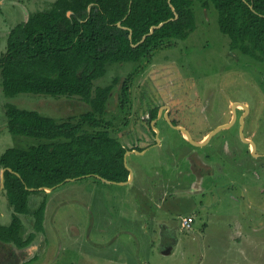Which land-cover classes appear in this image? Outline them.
Returning a JSON list of instances; mask_svg holds the SVG:
<instances>
[{
    "label": "rangeland",
    "instance_id": "rangeland-1",
    "mask_svg": "<svg viewBox=\"0 0 264 264\" xmlns=\"http://www.w3.org/2000/svg\"><path fill=\"white\" fill-rule=\"evenodd\" d=\"M54 2L0 0V56L6 53L11 30L35 12L50 11ZM193 10L196 30L187 40L160 50L135 80L130 117L113 119L123 81L136 65L111 64L106 76L95 81L94 89L119 81L104 116L113 122L109 131L114 138L132 133L137 112L148 119L153 107H162L156 125L160 143L156 134L154 146L138 151L144 154L127 157L132 181L106 184L85 177L32 194L31 222L24 221L22 238L34 232V213L45 202L44 231L27 250L0 246V264H264V67L231 49L214 7L204 9L194 1ZM234 103L250 111L245 114L237 107L234 125L203 147L189 143L164 117L169 107L170 120L201 142L234 120ZM7 104L74 123L90 110L78 98H7L0 81V158L9 149L46 142L12 135ZM241 118L246 138L256 144L255 155L240 136ZM124 140L131 143L130 136ZM2 171L0 210L8 220L12 208L1 194ZM185 218L194 220L189 230H181Z\"/></svg>",
    "mask_w": 264,
    "mask_h": 264
},
{
    "label": "trees",
    "instance_id": "trees-1",
    "mask_svg": "<svg viewBox=\"0 0 264 264\" xmlns=\"http://www.w3.org/2000/svg\"><path fill=\"white\" fill-rule=\"evenodd\" d=\"M194 1L218 12L220 30L232 50L264 67V0H56L50 11L35 12L11 30L6 53L0 56L4 95L78 98L90 110L74 123L6 105L12 135L46 142L26 150L9 149L0 158V170L7 169L4 191L13 209L10 225H0V242L25 249L43 233L45 202L34 213V232L26 239L21 236L29 197L42 188L95 176L117 184L128 181L125 154L156 144L151 123L159 109L153 107L148 119L136 113L138 123L125 134L131 143L122 134L114 138L109 131L113 122L104 116L119 81L94 89L95 81L106 76L111 64L136 65L123 81L113 119L130 117L135 80L153 65L160 50L187 40L196 30Z\"/></svg>",
    "mask_w": 264,
    "mask_h": 264
},
{
    "label": "water",
    "instance_id": "water-1",
    "mask_svg": "<svg viewBox=\"0 0 264 264\" xmlns=\"http://www.w3.org/2000/svg\"><path fill=\"white\" fill-rule=\"evenodd\" d=\"M119 26H121V25L119 24ZM160 26H162V25H160ZM160 26L152 28L150 34H152V33L154 32L155 29L160 28ZM237 107H242V108L245 110L246 113L249 112V108H248L247 106H244V105H242V104H240V103H234V104L232 105V112H233V115H234V120H233L231 123H229V124L218 126V127L215 128L213 131H211V132L206 136V138H205L203 141H201V142H197V141H195V140L192 138L190 132H189L186 128H184V127H179V126H174V125L170 122V120H169V122H170L171 126H172L174 129H176L177 131L181 132V133L184 135V137L186 138V140H187L189 143H191L192 145L197 146V147H203V146L207 145V144L211 141V139H212L213 137H215L218 133H220V132L223 131V130L230 129V128L234 125L235 120H236V109H237ZM161 111H162V110H161ZM243 118H244V117H243ZM243 118H242L241 121H240V122H241V131H240V135H241L242 140H243L245 143L249 144V145L252 147V155H255L256 144H255L253 141H251V140H249V139H247V138L245 137V134H244V119H243ZM154 125H155V122L153 123V129H154L155 133L157 134V141L160 143V140H159V137H158V135H159V130H158ZM144 153H145V152L130 151V152H127V153L125 154V166H126V168L129 170V172H130V176H129V179H128L127 182H125V183H119L120 185L128 184V183H130V182L132 181V179H133V173H132V170H131V169L128 167V165H127V157H128L129 155H132V154H137V155H139V154H144ZM6 171H7V169H4V170L2 171V181H3V183H2V188H4V173H5ZM9 171H11V170L9 169ZM95 177L98 178V179H100V180H102V181H104V182H106V183H112V182H109V181H107V180H105V179H103V178H101V177H98V176H95ZM67 181H72V180H67ZM53 189H55V188H52V189H49V188H42L41 191L44 190V191H50V192H51V191H53Z\"/></svg>",
    "mask_w": 264,
    "mask_h": 264
},
{
    "label": "flooded vegetation",
    "instance_id": "flooded-vegetation-1",
    "mask_svg": "<svg viewBox=\"0 0 264 264\" xmlns=\"http://www.w3.org/2000/svg\"><path fill=\"white\" fill-rule=\"evenodd\" d=\"M166 109V111H167V113L165 114V116L164 117H166V119L169 121L170 120V116H171V109L169 108V107H165ZM162 110V107H160L159 108V110H158V112H157V117H156V119H155V121H153L152 123H151V126H152V129H153V123L155 122V127H156V125H157V123H158V121H159V119H161V117L163 116V111H161ZM236 111H237V109H236ZM245 111V110H244ZM250 111V110H249ZM245 114H247L246 112H245ZM242 119V118H241ZM241 121V120H240ZM170 122L174 125V126H178V124L177 125H175L174 124V122H176L175 120H170ZM170 122H169V124H170ZM177 123V122H176ZM171 125V124H170ZM172 127V126H171ZM180 127V126H179ZM173 128V127H172ZM244 128H245V125H244ZM174 129V128H173ZM187 129V128H186ZM188 130V129H187ZM153 131H154V129H153ZM240 131H241V128H240ZM155 132V131H154ZM156 134V133H155ZM244 134H245V132H244ZM241 136V135H240ZM245 137H246V135H245ZM248 139V138H247ZM249 145V144H248ZM10 245H12V246H10ZM0 246L2 247V246H4L5 248H12L13 250H18V251H24V250H27L28 248H25V249H18L16 246H14L13 244H5V243H2V242H0Z\"/></svg>",
    "mask_w": 264,
    "mask_h": 264
},
{
    "label": "crops",
    "instance_id": "crops-1",
    "mask_svg": "<svg viewBox=\"0 0 264 264\" xmlns=\"http://www.w3.org/2000/svg\"><path fill=\"white\" fill-rule=\"evenodd\" d=\"M31 17V16H30ZM30 17L27 19V21L30 19ZM133 173V172H132ZM1 175H2V172H1ZM2 177V176H1ZM2 183H3V181H2V179H1V189H2ZM106 184H113V183H106ZM5 193V191H4V188H3V190H2V193L1 194H4ZM5 195H6V193H5ZM32 196V195H31ZM30 196V197H31ZM29 197V198H30ZM3 198H5L4 196H3ZM0 199L2 200V197H0ZM12 208V207H11ZM12 214H13V209H12V213H11V215H10V217L8 218V220H5V218H4V214L1 212V210H0V220L4 223V225H1V226H8V225H10V223H11V221H12ZM32 215V213H31V211H30V209H29V214L28 215H22L21 216V220H22V223H23V225H22V230H21V236H23V226H24V221H26V220H30V222H31V216ZM7 217V216H6ZM181 230H183V229H181ZM40 234H42V233H40ZM38 238V237H37ZM36 238V239H37ZM34 244V243H33ZM32 244V245H33ZM10 246H12V245H10ZM30 248V247H29Z\"/></svg>",
    "mask_w": 264,
    "mask_h": 264
},
{
    "label": "built area",
    "instance_id": "built-area-1",
    "mask_svg": "<svg viewBox=\"0 0 264 264\" xmlns=\"http://www.w3.org/2000/svg\"><path fill=\"white\" fill-rule=\"evenodd\" d=\"M194 220L192 218H185L181 220V229L189 230L192 227Z\"/></svg>",
    "mask_w": 264,
    "mask_h": 264
}]
</instances>
